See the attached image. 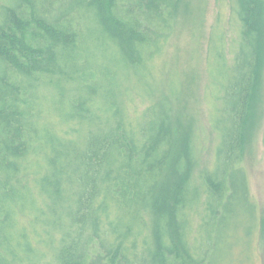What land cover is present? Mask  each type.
I'll list each match as a JSON object with an SVG mask.
<instances>
[{
  "label": "trees",
  "instance_id": "16d2710c",
  "mask_svg": "<svg viewBox=\"0 0 264 264\" xmlns=\"http://www.w3.org/2000/svg\"><path fill=\"white\" fill-rule=\"evenodd\" d=\"M207 2L0 0V264H236L245 236L254 264L264 0H230L229 43L224 11L213 29L208 160L182 85H156Z\"/></svg>",
  "mask_w": 264,
  "mask_h": 264
},
{
  "label": "rangeland",
  "instance_id": "374dc122",
  "mask_svg": "<svg viewBox=\"0 0 264 264\" xmlns=\"http://www.w3.org/2000/svg\"><path fill=\"white\" fill-rule=\"evenodd\" d=\"M221 6H225V8L220 9L219 7ZM221 10L224 11L222 16L224 20L223 26L228 30L227 43H229L233 35L232 28L237 26V23L232 24L233 17L231 15L233 10L231 2L230 0H224V2L223 0H208L204 15L205 21L200 29L198 38H194V26L192 24L188 22L180 24L165 55L158 64L160 69L157 74L159 78L156 83L157 90L169 93L171 86L181 84L183 97L193 113H196L199 118L198 125L201 127V132L203 131L202 126H207L210 108V104L206 100L207 85L209 87L214 80L212 60L209 58L210 44L213 37V29L217 25V18ZM210 121H212V118ZM210 126L208 125V128ZM202 137L206 147L203 159L208 160L207 158H210L212 152V138L208 133L205 134L204 131L202 132ZM250 171L252 192L259 201L260 206L264 207V145L262 132L258 133L254 141ZM246 244L247 237L245 236V240L240 246V254L237 255L236 264H242L248 260L247 250H245L247 248ZM256 253L254 264H264V244L257 247Z\"/></svg>",
  "mask_w": 264,
  "mask_h": 264
}]
</instances>
